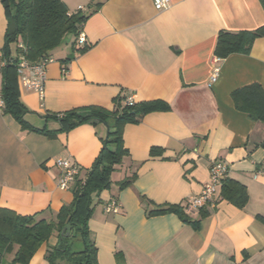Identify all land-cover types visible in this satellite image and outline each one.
Wrapping results in <instances>:
<instances>
[{
    "label": "crops",
    "instance_id": "obj_1",
    "mask_svg": "<svg viewBox=\"0 0 264 264\" xmlns=\"http://www.w3.org/2000/svg\"><path fill=\"white\" fill-rule=\"evenodd\" d=\"M62 2L70 12L83 8L90 15L83 26L87 43L76 44L74 52L71 44L50 55L54 62L47 68L43 100L23 87L17 72L20 100L29 111L24 120L31 127L57 131L61 123L51 116L86 106L111 111L129 96L135 103L167 106L123 129L129 155L113 172L121 179L114 183L112 174L110 188L93 198L88 222L98 264H264V123L239 111L232 98L253 84L264 92V37L248 55L215 56L221 31L264 26L260 0H171L162 11L154 0ZM5 16L0 0V70ZM56 53L65 56L56 59ZM70 56L67 67L62 65ZM216 69L219 75L212 83ZM1 83L0 73V89ZM107 133L102 123L55 136L34 133L0 109V208L56 219L73 202V193L59 188L55 160L77 164L84 182ZM153 148L158 149L155 157ZM215 161L228 164L229 178L246 188L247 206H235L221 189L216 208L207 210L206 217L186 209L192 221L200 222L199 229L173 213L149 216L165 206H186L201 193ZM134 175L121 189L120 183ZM114 198L120 213L107 214L105 204ZM57 242L52 236L30 264H49L48 246Z\"/></svg>",
    "mask_w": 264,
    "mask_h": 264
},
{
    "label": "trees",
    "instance_id": "obj_2",
    "mask_svg": "<svg viewBox=\"0 0 264 264\" xmlns=\"http://www.w3.org/2000/svg\"><path fill=\"white\" fill-rule=\"evenodd\" d=\"M7 18L5 45L1 50L4 65L2 76L1 97L4 100L3 113L12 115L24 129L55 136L60 132L71 131L83 124L96 125L102 123L108 127L107 136L103 142L100 154L88 171L86 180H77L71 191L73 202L62 207L54 220L38 219L36 216H20L15 212L0 208V264H30L38 250L48 245L52 236H57V244L49 247L46 260L49 264H98V249L91 238L89 220L93 215L94 197L110 188L115 167L123 163L129 155L124 145L123 129L127 124L138 123L143 116L160 112L167 106L159 101L135 103L126 105L123 98L116 102L113 110L109 111L98 106L73 109L62 116H51L59 120L61 128L57 131L34 129L24 117L29 113L20 100L18 91V63L24 57L29 63L36 64L43 58L62 48L64 39L73 35V52L76 50L77 39L83 31V26L89 14L82 10L70 12L62 0H1ZM264 9V0H260ZM264 37V26L254 31L237 33L221 31L218 35L215 56L219 59L230 58L234 54L248 55L254 42ZM12 45H15L13 56ZM85 48L78 50L79 53ZM73 59L62 60L66 66ZM65 67V68H66ZM236 108L248 115L253 121L264 123V92L258 84L245 86L232 94ZM157 148L151 150L155 157ZM136 179V175L120 183L121 189ZM248 192L240 183L225 181L222 194L235 206L244 208L248 202ZM186 206L170 205L149 213V216L173 213L185 223L199 229L200 222L192 221L186 214ZM202 217L209 212L201 209ZM67 225L72 226L70 237L62 235ZM79 240L82 249L74 250ZM12 255L11 260L7 259Z\"/></svg>",
    "mask_w": 264,
    "mask_h": 264
},
{
    "label": "built area",
    "instance_id": "obj_3",
    "mask_svg": "<svg viewBox=\"0 0 264 264\" xmlns=\"http://www.w3.org/2000/svg\"><path fill=\"white\" fill-rule=\"evenodd\" d=\"M171 5V0H154V6L156 10L168 9ZM83 8H79L82 10ZM79 46H84L87 43L86 35L81 31L78 39L76 40ZM54 62L52 57L43 58L36 64L29 63L24 57L19 59L18 74L20 76L21 84L29 91H34L39 94L43 100L45 95V82L47 79V68ZM219 75V69H216L211 82L217 81ZM0 92V109L5 105L3 97ZM126 105L132 106L135 104L134 98L129 96L125 100ZM55 165L60 170V177L58 180V186L60 189L71 190L74 183L80 179L81 168L73 163L69 159L59 158L55 160ZM230 166L222 161H215L210 168V179L203 186L201 193L192 196L186 203V207L191 210H212L216 208L218 202V194L223 188L226 180L229 179ZM121 204L117 199H111L105 204V212L107 214H119L121 210Z\"/></svg>",
    "mask_w": 264,
    "mask_h": 264
},
{
    "label": "rangeland",
    "instance_id": "obj_4",
    "mask_svg": "<svg viewBox=\"0 0 264 264\" xmlns=\"http://www.w3.org/2000/svg\"><path fill=\"white\" fill-rule=\"evenodd\" d=\"M73 40H74V36L73 35H68V36H66V38L64 39V42H63V44H62V47H70L71 48V44L73 43ZM15 45H12V50H13V56H15ZM60 50H62V49H60ZM70 51H72L71 49H70ZM64 56L65 55H63V53H56L55 54V57H56V59H62V58H64ZM119 179H121L120 178V175H119V172H117V174L115 173V174H113V182L114 183H116V181L117 180H119ZM82 249V244L79 242V240L76 242V244L74 245V250L75 251H79V250H81ZM9 259H11L10 257H9Z\"/></svg>",
    "mask_w": 264,
    "mask_h": 264
},
{
    "label": "water",
    "instance_id": "obj_5",
    "mask_svg": "<svg viewBox=\"0 0 264 264\" xmlns=\"http://www.w3.org/2000/svg\"><path fill=\"white\" fill-rule=\"evenodd\" d=\"M71 234H72V226H71V225H67V226L64 228V230H63V232H62V235H63V236H66V237H70Z\"/></svg>",
    "mask_w": 264,
    "mask_h": 264
}]
</instances>
